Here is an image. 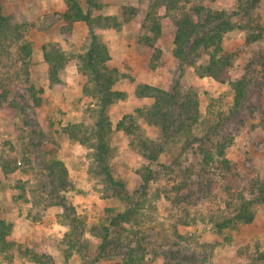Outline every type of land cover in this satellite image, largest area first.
<instances>
[{"label":"rangeland","instance_id":"374dc122","mask_svg":"<svg viewBox=\"0 0 264 264\" xmlns=\"http://www.w3.org/2000/svg\"><path fill=\"white\" fill-rule=\"evenodd\" d=\"M80 1L88 9V0ZM102 1L94 14H117L122 23L94 30L109 45V67L118 71L114 88L128 93L107 113L114 173L131 191L132 203L113 193L93 154L100 99L81 56L90 47L89 26L75 21L69 29L65 0H2L4 15L23 34L13 28L0 35V219L11 224L10 247L0 246V264H254L264 251V205L254 207L253 222L223 229L214 215L231 214L226 209L231 189L244 190L253 177L264 176V72L257 63L264 52V0L236 15L242 27L223 39L233 55L232 80L254 74L251 96L235 117L231 82L200 77L193 67L183 70L174 40L182 11L195 18L197 5L234 12L239 0ZM149 12L162 25L153 43V31L144 26ZM50 42L67 53L58 82L51 81L44 57L43 46ZM199 57L205 62L209 56ZM144 82L181 95L196 91L201 123L193 130L200 137L208 133L206 145L215 156L210 164L204 163L202 141L188 145L142 117L133 133L117 129L125 114L153 102L135 95ZM141 138L161 143L157 159L143 154ZM221 143L234 162L230 170L219 156ZM54 159L65 163L72 183L59 195L50 180ZM129 208L131 221L110 225L115 213ZM105 226L111 229L108 241Z\"/></svg>","mask_w":264,"mask_h":264},{"label":"trees","instance_id":"16d2710c","mask_svg":"<svg viewBox=\"0 0 264 264\" xmlns=\"http://www.w3.org/2000/svg\"><path fill=\"white\" fill-rule=\"evenodd\" d=\"M65 1L68 4V10L64 12L63 16L68 23L69 29L73 28L75 21H84L91 31L90 47L81 56L83 58L82 69H85L90 75L96 94L100 99L99 118L95 122L92 134V139H94L92 142L94 158L99 163L100 173L103 174L105 181L113 189V193L121 197L123 201L132 203L131 191L128 189L126 183L114 173L112 148L109 145L108 136L113 127L107 113L109 107L114 102L127 97L128 93L114 88L119 78L117 75L118 71L116 68L112 69L109 67L108 61L111 58L109 45L101 41L94 30L95 27L99 29L120 28L122 23L117 14H94V9H101L103 7L102 0H88V9L83 6L80 0ZM259 1L239 0V10L234 12L197 5L194 8L197 18L190 11L185 10L175 18L174 55L179 61L181 68L184 70L193 67L196 74L200 77L210 76L219 82L230 81L235 90V103L230 111L231 117L238 115L250 98L253 90L254 74L252 76L245 74L232 80L230 67L233 64V55L225 51L223 39L225 33L228 31L236 27H242L235 22L234 17L242 11H251L257 6ZM172 3H177V0H172ZM144 26L154 33L152 43L162 33L161 22L152 12L147 14ZM17 27H13L10 19L4 15L2 0H0V35H7L13 28L16 29ZM19 29L16 30L18 34L22 35V31ZM259 35L261 37L262 34ZM258 37L253 34L252 39H258ZM43 49L44 57L50 65L51 81H61L60 72L67 62V53L55 42L45 44ZM202 53H206L209 56L205 62H200L199 60V56ZM257 63L263 67L262 71L264 72V52L258 53ZM135 95L141 98H151L153 102L148 106L137 107L132 114H125L117 123L118 130L133 133L137 127V116H139L150 124L159 126L164 134L174 133L177 136L184 137L188 145H191L195 141H202L200 149L203 153L205 165L213 161L215 156L206 145V139L208 141L210 139L208 133L200 137L193 130V128L198 127L201 123L200 102L195 90H188L185 94L181 95L178 89L169 91L144 82L136 86ZM215 128L217 127L215 126ZM71 133L73 137H76L75 132L71 131ZM140 142L143 154L150 160L157 159L160 152L164 149L161 143H157L155 140L149 138H141ZM218 146L219 156L224 168L232 169L234 162L226 156L225 145L221 143ZM49 168L51 170L50 180L54 193L59 195L61 189L69 190L72 183L65 163L62 160L54 159L50 161ZM151 175L146 178V183L149 182ZM229 193L226 199V209L231 214H225L224 211L226 210H224L214 215L216 227L219 229L236 226L241 222L251 223L254 221L256 217L254 207L256 205H264V176L258 174L247 183L244 190L231 189ZM59 197L63 198L61 195ZM133 213V209L130 210V208L125 212L115 213L110 225H120L131 221ZM73 221H77V218L75 217ZM10 227L11 224L0 219V246L4 249H9L10 247L7 239ZM104 232L103 238L108 241L111 234L110 227L105 226ZM100 247L104 249L106 243L101 244ZM133 261L135 260H131L128 263H132ZM254 264H264V251L259 253L254 260Z\"/></svg>","mask_w":264,"mask_h":264}]
</instances>
